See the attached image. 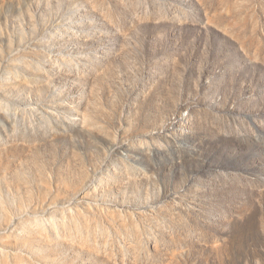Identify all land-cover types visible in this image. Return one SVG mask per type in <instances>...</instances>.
<instances>
[{
  "label": "rangeland",
  "instance_id": "1",
  "mask_svg": "<svg viewBox=\"0 0 264 264\" xmlns=\"http://www.w3.org/2000/svg\"><path fill=\"white\" fill-rule=\"evenodd\" d=\"M0 264H264V0H0Z\"/></svg>",
  "mask_w": 264,
  "mask_h": 264
}]
</instances>
